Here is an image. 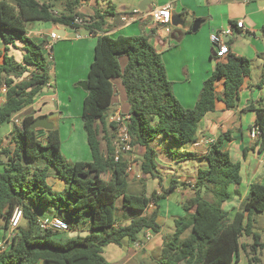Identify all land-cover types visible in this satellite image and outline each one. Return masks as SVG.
I'll return each mask as SVG.
<instances>
[{"label": "trees", "instance_id": "obj_1", "mask_svg": "<svg viewBox=\"0 0 264 264\" xmlns=\"http://www.w3.org/2000/svg\"><path fill=\"white\" fill-rule=\"evenodd\" d=\"M84 1L87 0H66L62 14L54 10L52 0L0 1V34L6 52L16 43L23 45L20 62L6 54L0 63V91L6 88L5 103L0 106V127L13 124L8 138L12 146L0 140V228L9 232L15 209L23 211L15 236L0 254V264H108L103 256L107 246L123 247L126 242L136 243L145 231H161V202L178 188L179 182L172 180L168 189L151 197L128 193L130 162L123 155L116 160L118 128L108 121L118 88L128 106L121 116L128 117L131 145L144 151L142 179H158L162 186L157 157L160 152L175 157L178 153L162 147L160 138L164 136L180 147L195 143L200 123L215 111L218 102L226 111L238 109L240 92L251 77L249 59L231 52L223 60L213 57L215 70L204 82L195 107L186 109L175 97L161 55L149 38L108 35L107 13L97 11L86 19L79 12ZM76 19H82L84 25L77 24ZM37 22L86 29L97 37L81 113L91 162L69 163L63 155L59 130L48 131L46 142L40 141L38 129L31 128L38 118L31 115L20 124L13 122L52 81L45 52L48 38L37 42L29 34ZM220 81H224L221 94L216 91ZM263 86L264 69L258 88ZM245 111L256 112L254 126L260 130L256 141L263 152L264 106L251 105ZM229 139L226 133L208 146L204 156L207 167L197 174L196 196L183 204L185 214L175 221V232L163 236L158 264H235L247 248L241 242L243 237L254 239L247 252L249 264H264L257 257V248L264 246L253 231V216L264 213V185L253 184L243 207L233 214L223 208L231 197L230 186L242 182L240 164L222 150L224 140ZM51 170L64 183L60 192L48 183ZM44 207L54 208L56 218L68 222L71 228L88 220L89 234L66 243L52 240V231L40 229L37 211ZM119 211L122 222L117 217Z\"/></svg>", "mask_w": 264, "mask_h": 264}, {"label": "crops", "instance_id": "obj_2", "mask_svg": "<svg viewBox=\"0 0 264 264\" xmlns=\"http://www.w3.org/2000/svg\"><path fill=\"white\" fill-rule=\"evenodd\" d=\"M40 1L49 2L50 0ZM122 1L128 3V6H125L123 10H125L124 13L129 14L117 16L115 14L116 12H114L115 6L111 0H107L109 9L106 11L100 8L97 0H87L82 2L79 12L87 19L94 17L97 11L107 13L105 28L107 34L112 37H118L120 35H143L148 37L156 52L161 55L167 77L173 83L175 97L186 109H193L195 107L204 82L215 70L216 63L213 59V48L210 43V35L213 31H223L232 28L233 34L229 37L228 41L231 53L250 60L251 77L243 85L240 92L238 109L236 111H226L223 103L218 102L215 111L208 113L200 123L195 143L182 148L180 147L181 149H179L178 156L176 157L160 152L157 157V166L159 175L163 180L162 186L158 179H152L150 177L144 178L142 182L143 188L141 194L151 197L155 192L159 194L162 188L168 189L172 180H178V188L165 200H171L176 194H181V201L178 204L183 206L184 203L196 196L197 174L200 169L207 167L204 156L207 153L208 146L215 143L221 135L227 133L231 139L224 140L222 150L229 153L234 163L240 164L242 178L240 185L230 186L229 192L231 197L223 204L224 208V205L229 203L232 207L230 212L233 214L243 207L249 195L250 187L253 184L258 183L264 185V151H259L257 141L251 137V129L255 125L256 112L245 111L251 105H254L256 108L264 106V86L258 88L264 69V0H255L250 3H245L243 0ZM52 2L55 4L54 10L62 14L66 0L64 2L61 0L57 2L52 0ZM58 2L60 4L63 3L61 10L56 6ZM168 4L173 6L172 22L174 24H172L170 34H167L162 25L156 24L150 16L152 11ZM135 11H138L139 14L135 15L132 21L122 20V18L130 17ZM241 21L244 23V29H238L237 25ZM196 22L199 24V28L197 32H193L192 28ZM72 30L71 33H68L66 27L52 26L51 32H58L64 40H74L70 41L73 42L71 47L63 45V51L66 52L68 50L67 53L69 54L65 56L70 57V59H72V55H78L79 64L75 71V79L76 81L86 82L90 66L94 60V48L97 37L90 34L86 29ZM36 33L38 36L42 35L41 32ZM53 44L55 50L57 43ZM11 48L12 46H10V50L7 53L4 44L3 49L0 50V63L3 62L6 54L11 56ZM13 48L18 49L17 46ZM22 56L23 54L17 60L18 62L21 61ZM253 67L258 72L255 77ZM54 85V94H44L43 90L36 98L35 103L17 114L13 118V122L20 124L25 117L31 115L36 119L39 117H47L49 120V117L54 115L60 116L63 112L67 114L69 119L73 117L70 107L64 105L63 101H60L61 105L58 104V98L61 100L63 97L58 96L56 75H54ZM216 87V91L221 94L224 81L218 82ZM68 92H71V90L69 89ZM85 97L86 93L81 95L82 107ZM47 101L55 103L56 107L49 108L44 112L42 107ZM4 103L5 97L0 91V106ZM127 110L128 106L126 105L124 93L121 88H118V94L111 107L108 121L111 122L113 116L126 113ZM77 111H79L78 113L81 117L82 108ZM8 125H10V128L7 130L3 140L4 144L12 146L8 142V138L11 135L13 124L9 123ZM54 130H59V128L55 125ZM47 132L44 129H38V138L40 141L46 142ZM131 165L133 166L134 173L140 172L139 163L138 165L131 163ZM2 169V166H0V171ZM187 170L188 172L191 171V179L188 181V184H184L187 186L183 184V186H180L181 180L188 178V175L187 177L185 175ZM53 179L58 180L56 177ZM60 182L61 185L57 183L59 186L53 187L55 191H60L64 188V183L62 181ZM135 182L137 181L133 176H128V190L132 189L130 184ZM183 216L174 215L170 219H165L164 222L159 217L158 222L161 225V231L158 233L145 231L139 236L136 243L126 242L120 248L125 249L127 253L119 264H158L162 251L163 236L172 235L176 230L175 221ZM117 217L121 221L122 211L118 212ZM54 218H56L55 215L51 219L48 218V221L50 222ZM253 221V231L258 235V243L264 246V213L254 215ZM128 223L126 222L124 224ZM79 224L83 227L82 230L89 228L88 220H84ZM189 234L190 231L183 238L188 237ZM9 238V232H5L0 228V254L7 249L8 245L6 243L9 241ZM241 242L247 245V248L241 252L239 261L235 264H249L247 252L249 253L251 250L254 239L252 237H243ZM257 249V257L264 263V247H258ZM38 264L45 263L41 261Z\"/></svg>", "mask_w": 264, "mask_h": 264}, {"label": "rangeland", "instance_id": "obj_3", "mask_svg": "<svg viewBox=\"0 0 264 264\" xmlns=\"http://www.w3.org/2000/svg\"><path fill=\"white\" fill-rule=\"evenodd\" d=\"M61 1L64 2L65 0H61ZM111 1L113 5L115 6L114 12H116L115 14L117 16L122 15V14L123 15L129 14V13H124L125 10H123L125 6H128V3H125L122 0H111ZM97 2L102 10L106 11L109 9L107 0H97ZM61 5H63V3L60 4V2H58L56 4V6L60 8L59 10L62 9ZM51 29H52V24L37 22L31 27V29L29 30V34L35 41L41 42L44 38H46L47 36H50ZM72 31L73 30L71 28H67L68 33H71ZM36 32H41L43 36L36 35L37 34ZM70 41H74V40L72 39L64 40L63 38H60L58 41L54 42V43H57L58 46L56 45L55 50L54 48L52 50L53 61L50 63L51 65L50 69L52 73L53 85H54V75H56L57 77L56 87L58 88L57 89L58 94H59L58 96L63 97V99L61 100L58 98V104L61 105L60 101H63L64 105L70 107L73 117L70 116L71 118L69 119L67 114L63 112L64 116L63 114H61L60 115L61 118H59L60 116L58 115L49 117V120H50L49 123L53 124L54 126L56 125L59 128V132H60V136L62 140L63 155L69 163L78 162V161L91 162L92 159H91L90 150L87 144L86 134L83 130V122L78 113L79 111H77L78 109L82 108L81 95L86 93L84 88L80 86V83H83L84 81H76L75 79L76 78L75 71L77 70V67L79 64L78 62L79 57L78 55L77 56L72 55L71 57L72 59H70V57L65 56L69 54L67 53L68 50L66 52L63 51V45H66L67 47L72 46L73 42H70ZM3 46H4V41H3L2 36L0 35V50L3 49ZM16 46L18 49L12 47L10 54L11 56H14L16 60H18L19 57H21V55L23 54V51H21V48H23V45L21 43H18V44L16 43ZM52 46L54 47V44H52ZM215 63H216V60H215ZM253 74H254V77L256 76V74H258L257 69L254 67H253ZM53 85L51 88L46 87L44 89V94H48V95L54 94L55 85L54 86ZM69 89L71 90V92H68ZM54 107H56L55 103L47 101V103H45L42 108L44 112H46L49 108H54ZM9 128H10V125L8 124H4L3 126L0 127V140H3L5 138L6 132ZM115 137H117L118 139V133L116 134ZM101 138H102V134H101ZM116 141H115V144H116ZM160 141L162 143V147L168 149V151L172 150L173 152L178 153L179 149L182 148V147L180 148V146L173 144L169 139H167L164 136L160 138ZM102 149L103 151H105L106 149L105 142H102ZM143 153H144L143 150L134 149L133 152L129 154H123V156L130 162V164L132 163L134 165L135 164L138 165L139 163V167H140V163L143 160ZM185 173H186L185 174L186 177L188 175V178L182 179L180 182V186H183L184 184H188V181L191 179L190 178V176L192 175L191 171L188 172L187 170ZM53 178H55V173L53 170H51V172L49 173V179H48L49 185L51 187L59 186L57 185V183L61 185V182L59 180H54ZM105 178L108 179L109 177L105 176ZM136 181L137 182L130 184L132 186V189H129L128 193L140 195L142 192V188H143L142 182L144 181V179L139 180V181L136 180ZM184 186H187V185H184ZM163 189L164 188H162L159 191V194L162 193ZM57 192H60V191H57ZM209 199L211 201L213 200L212 198H209ZM180 201H181V194L180 195L176 194L171 200H164L161 202L160 220L162 222H164L165 219L172 218V216L174 215L183 216L185 214L182 206L178 204V202ZM224 208L230 212L232 207L230 206L229 203H227L226 205H224ZM37 215H38V219L40 220V222L41 221L49 222L48 218L51 219L55 215V210L54 208H51V207L50 208L44 207L37 211ZM82 228L83 227H81L79 223H76L74 227L68 231L53 232L51 235V238L52 240L56 242H60V243H66L69 240H77L78 238H83L89 234V228H87L86 230H82ZM38 233H40V230L38 231ZM126 253L127 252L125 249H122L116 245H109L106 248H104L103 256L109 264H119L120 261L125 257Z\"/></svg>", "mask_w": 264, "mask_h": 264}, {"label": "built area", "instance_id": "obj_4", "mask_svg": "<svg viewBox=\"0 0 264 264\" xmlns=\"http://www.w3.org/2000/svg\"><path fill=\"white\" fill-rule=\"evenodd\" d=\"M245 3H250L255 0H243ZM172 8L173 6L171 4L165 5L162 8H157L154 11L150 13L151 18L156 24L162 25L165 32L167 34H170L172 31ZM139 14L138 11H135L130 15V17L122 18L123 21H132L134 19V16ZM79 25H84V21L82 19H76L75 21ZM52 26L57 27V25L52 24ZM238 29H244V23L243 21L238 23ZM60 27V26H59ZM233 34V29L228 28L223 31H213L210 35V43L213 48V57L218 60H223L226 58V56L231 52L230 47L228 45V41H226L227 37H231ZM49 38L46 46H45V52L46 57L49 63L53 61L52 56V50L53 46L52 44L56 41H58L60 38H62L58 32H51L50 36H47ZM48 54V55H47ZM53 82L49 83L47 87H52ZM1 93L3 95L6 94V88L1 89ZM128 117H123L120 114L115 115L111 118V122H114L117 124V132H118V139L116 141V160L119 159V157L123 154H129L134 151V148L131 145V137L128 133L127 126H126V119ZM18 124V122H16ZM260 135V130L258 127L253 126L251 129V137L252 139L256 140L258 136ZM128 176H133L136 180L142 179L141 172L134 173L133 166L130 164L128 171ZM23 218V211L21 208H16L13 216L10 220L9 226V234L10 238L9 241L15 236L16 230L19 227L21 221ZM40 229L42 231H52V232H58V231H68L71 229L68 222L64 221L60 218H54L50 222H40ZM9 241L6 243L9 244ZM141 246V245H138Z\"/></svg>", "mask_w": 264, "mask_h": 264}, {"label": "water", "instance_id": "obj_5", "mask_svg": "<svg viewBox=\"0 0 264 264\" xmlns=\"http://www.w3.org/2000/svg\"><path fill=\"white\" fill-rule=\"evenodd\" d=\"M143 11V8H142ZM172 24H174L172 22ZM199 28V24L196 22L193 25L192 31L193 32H197ZM226 41H229V37L226 38ZM80 86H82L84 88V90L87 92L88 91V85L86 82L80 83ZM32 130L35 129H44L46 131H52L54 130V125L49 123V120L47 117H39L31 126Z\"/></svg>", "mask_w": 264, "mask_h": 264}]
</instances>
